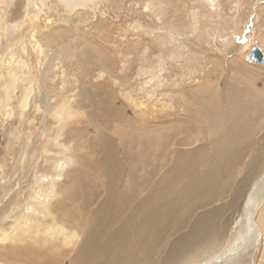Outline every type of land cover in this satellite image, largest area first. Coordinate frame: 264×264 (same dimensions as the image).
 Instances as JSON below:
<instances>
[{"label": "rangeland", "instance_id": "1", "mask_svg": "<svg viewBox=\"0 0 264 264\" xmlns=\"http://www.w3.org/2000/svg\"><path fill=\"white\" fill-rule=\"evenodd\" d=\"M32 1L31 5L41 7L38 27L46 18L52 20L44 29L50 41L46 35L39 36L45 48L40 55L35 45L29 48V56L17 53L23 58H41L43 66L47 65L43 59L48 56L51 71L63 67L66 80L77 85L76 97L71 98L70 92L66 96L76 114L70 117L65 112L63 118L54 123L55 107L47 114L48 121L40 120L43 108L34 98L38 80L35 69H29L32 76L21 75L11 84L9 51L19 46L21 36L23 40L29 36L33 22L25 19L32 14L25 15L26 0H11L7 9L1 5L0 15L4 8L9 12L5 18L17 25L0 28V167L3 172L14 168L32 146L35 148L30 157L38 156L42 146L58 154L76 152L90 159L94 157L95 164L91 168L76 163L73 158L70 161V168L82 170L85 184L93 186L90 197L78 194L80 199L76 205L87 213L108 205L112 199L118 204L113 209L114 225H126L139 217V205L151 196L159 180L169 174L176 152L201 149V156H197L194 163L196 171L213 164V157H209L214 148L209 136L211 130L201 118L197 102L203 88L211 87V92L219 93L230 84L234 66L240 69L234 80L242 84L244 70L254 86L264 92V0L249 3L246 0H214L213 3L207 0H96L94 10L90 6L70 10L59 0H47L49 8L42 6V0ZM212 33L216 35L213 38ZM257 49L260 57L255 53ZM54 75L59 77H54L55 82L63 81L61 74ZM50 80L52 77L47 80L49 90L56 85V92L62 83L54 84ZM25 82L26 87H20ZM82 82L85 83L84 93L80 88ZM28 87L31 91L27 93ZM64 91L59 92L57 98H62ZM25 94L28 103L23 108L21 101ZM208 96L211 97L210 93ZM22 130L23 138L20 137ZM74 130L91 146L86 148L75 142L81 146L75 150L72 142L67 141ZM83 130L86 131L81 132ZM263 130L264 127L257 134H250L247 144L241 137L235 145L231 143L228 162L215 172L220 185L205 184L202 199L193 206L185 208L186 201L178 208L167 204L163 210L171 212L169 217L157 216L151 221L159 222L160 235L156 241L139 245L122 256L121 261L132 258L139 260V264H155L175 243L181 242L204 214L211 217L199 227L198 239L203 241L211 231L219 233L221 227L220 241L216 245L234 241L238 236L235 237L238 222L240 226L245 224L241 210L247 196L245 190L263 166L264 139L260 138ZM68 146L71 148L66 149ZM106 153L118 169V186L114 190L117 192L112 196L108 190L109 175L102 163ZM246 161H251L252 166L246 168L242 164ZM244 177L249 179L242 192L244 196L234 202L233 191L245 182ZM107 236V230L99 228L98 243H103ZM131 238V232L125 231L122 241L128 242ZM13 244L0 243V252L8 250L5 247L2 250L1 246ZM101 257L98 253V258ZM68 258L61 256V263L70 264ZM0 264H8L6 256H0Z\"/></svg>", "mask_w": 264, "mask_h": 264}, {"label": "bare ground", "instance_id": "2", "mask_svg": "<svg viewBox=\"0 0 264 264\" xmlns=\"http://www.w3.org/2000/svg\"><path fill=\"white\" fill-rule=\"evenodd\" d=\"M59 1L70 10L78 6L82 8L90 6L93 10L96 9V0ZM207 1L213 3L214 0ZM249 1L246 0L247 3ZM31 2L33 1L26 0L25 7H23L26 16L29 13L30 16L32 14L31 18L25 19L33 22L29 36L26 40H23L21 36L22 41L19 46L9 51L11 84L16 83L21 75L28 78L33 73L29 69H35L38 80L34 98L43 108L40 120L48 121L47 114L51 108L56 107L57 112L54 115V123H56L59 118H63L65 112L70 117L75 116L73 104H70L66 96L70 92V97L75 98L78 92L74 88H77V85L66 80V73H62L64 71L61 70L63 67L58 66L59 71H51V60H47L48 56L43 59V63L47 64L43 66L41 58L36 60L33 57L23 58L19 55L20 53H17L18 51L24 52L29 56V48L35 45L40 55L45 48L41 43L43 39L39 36L46 35L47 41H50L44 29L52 24V20L46 18L44 24L38 27L41 22L38 13L41 7L31 5ZM10 3L11 0H0V6L2 5L5 9ZM41 3L42 6L48 7L46 6L47 0H42ZM146 4L148 5L149 1ZM5 9H1L0 28L16 26L17 22L13 23V20L9 21L5 18L7 13L9 14ZM36 10L37 12H34ZM210 35L212 38L216 36L215 33ZM232 67L234 69L233 72L230 70L232 80L227 87H223L219 93L211 92L213 90L211 87L203 88L197 98L200 116L211 130L209 136L212 138L214 148L209 157H213V164H206L202 170L196 171L194 163L197 156L198 158L201 156V149L176 152L169 174L159 180L156 187L152 189L153 191L151 190V196L141 206L140 202L137 203L139 217L132 219L126 225H114L116 214L113 209L118 204L112 199L108 205L91 209L87 213L82 211V208L77 206L78 204L76 205L80 199L78 194L90 197L93 186L85 184V174L82 170L70 168V161L73 158L76 163L91 168L95 164L94 157L90 159L88 155H80L76 152L71 155L69 153L58 154L47 146H42L38 156L30 157L35 148L32 146L25 151L21 162L14 168L3 172L4 169L0 167V243H15L10 246H1L2 250L4 247L8 250L6 253L0 252V256H6L8 264H62L60 257L63 255L69 257L68 263L70 264H139V260L129 258L121 261V257L129 254L141 244L156 241L160 235L159 222L151 221L157 219V216L158 218L163 215L169 217L171 212L163 210L169 203L174 208H178L181 202L185 201L188 203L185 208L199 203L205 184L213 187L220 185L215 172L228 162L231 155L230 144L235 145L240 137L243 143L247 144L249 135L257 134V131H261L264 127V92L254 86L250 81L251 76H246L244 70L242 75L245 76V80L239 84L234 79L240 69ZM54 73L61 74L63 81L55 82L54 77L57 76ZM51 77L53 80L50 81L54 84L62 83L57 86L56 92V85L52 86L53 90H49L47 80ZM26 83H20V87H26ZM84 87L85 83L82 82L80 84L82 93L85 92ZM62 90H65L61 93L62 98H57V94ZM29 91H31L30 88L27 93ZM50 91H54L52 94L55 95H52ZM209 93L211 97L208 96ZM86 95H89V92H86ZM27 103L28 95L25 94L21 101L23 108H26ZM88 120L93 124L91 116H88ZM20 133V137L23 138V130ZM95 133L98 136V130ZM79 135L80 132L74 130L67 141L72 142L71 145L76 147L75 150L81 149V146L75 142L84 144L86 148L90 147L91 145L85 144ZM260 138L264 139V130ZM33 139L37 140V136ZM39 141L42 140L39 139ZM61 141L64 142L63 139ZM69 148L71 147L68 146L66 149ZM102 163L109 175L110 189L108 190L112 196L117 192L114 190L118 186L116 185L118 169L114 167L107 153L104 154ZM251 163V161L242 162L246 168L252 166ZM261 164L263 166L261 165L257 177L251 180L248 189L245 190L247 196L244 197L245 202L241 208L245 224L240 226V221L238 222L235 237L237 234L238 236L234 241L216 245L220 241L221 227H219V233L211 231L203 241L198 239L199 227L205 225L206 220L211 217V214H204L197 219L186 236L181 238V242L175 243L168 253L158 259L155 264H264V162ZM245 178H243L245 182L233 191L235 199L232 198V201L237 202L236 199L244 196L242 192L249 181ZM79 189L82 191L80 192ZM101 227L107 230L108 236L103 243H98V230ZM125 231L131 232L132 238L128 242L122 241ZM71 253L72 255L69 256ZM98 253L102 254L101 258H98ZM247 254H250L248 259L245 258ZM190 255L192 258L189 257ZM14 257H18L19 260H14ZM200 257V261L197 262Z\"/></svg>", "mask_w": 264, "mask_h": 264}, {"label": "water", "instance_id": "3", "mask_svg": "<svg viewBox=\"0 0 264 264\" xmlns=\"http://www.w3.org/2000/svg\"><path fill=\"white\" fill-rule=\"evenodd\" d=\"M255 53H256V55H257L258 57L261 56V55H260V50H259V49H257ZM263 61H264V59H263Z\"/></svg>", "mask_w": 264, "mask_h": 264}]
</instances>
